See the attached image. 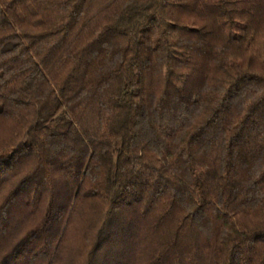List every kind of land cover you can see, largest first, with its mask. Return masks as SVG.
Returning a JSON list of instances; mask_svg holds the SVG:
<instances>
[{"label":"trees","instance_id":"obj_1","mask_svg":"<svg viewBox=\"0 0 264 264\" xmlns=\"http://www.w3.org/2000/svg\"><path fill=\"white\" fill-rule=\"evenodd\" d=\"M0 264H264V0H0Z\"/></svg>","mask_w":264,"mask_h":264}]
</instances>
